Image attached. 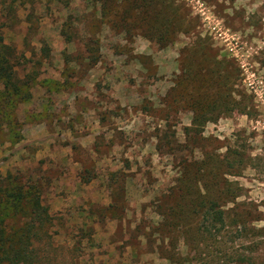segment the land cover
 <instances>
[{"label":"rangeland","instance_id":"1","mask_svg":"<svg viewBox=\"0 0 264 264\" xmlns=\"http://www.w3.org/2000/svg\"><path fill=\"white\" fill-rule=\"evenodd\" d=\"M100 6V0H22L6 13L0 1V32L15 48V74L35 76L29 98L15 107L16 123L0 128V185L9 174L38 189L49 215L46 235L35 243L40 263L176 264L150 251L156 235L142 233L160 219L154 201L175 200L178 191L167 192L178 184L181 164L206 152L215 168L226 169V156L234 160L238 175L222 176L238 194L219 201L226 210L219 231L196 233L193 217L187 227L196 240L176 235L177 264H264V0H160L150 11L170 18L162 48L139 28L130 35L108 28L112 13H136L126 0L107 2L106 17ZM193 59L220 64L223 93L238 109L204 122L191 144L183 134L193 114L190 96L172 98L170 88L181 63ZM80 107L92 108L81 114ZM164 132L167 139H158ZM114 171L122 174L124 210L109 222L98 211L110 203L107 176ZM80 174L89 183L79 182ZM208 183L211 193L214 180ZM9 211L0 210L1 217L16 228ZM104 231L110 235H97Z\"/></svg>","mask_w":264,"mask_h":264},{"label":"trees","instance_id":"2","mask_svg":"<svg viewBox=\"0 0 264 264\" xmlns=\"http://www.w3.org/2000/svg\"><path fill=\"white\" fill-rule=\"evenodd\" d=\"M0 1L3 10H6L7 13L8 10H13L14 2L20 3L22 0ZM100 1L99 14L101 17H106L105 12H103L104 5L111 0ZM126 2L130 10L137 9L136 13L125 11L112 13L110 18L105 20L108 28L116 31L117 34L125 33L127 35H130L132 30L139 28L141 36L146 40L158 43L159 48L166 46L168 44L166 36L169 31V22L167 21L170 18L166 16L163 18L164 15L160 16L161 14L157 15L150 11V8L157 5L160 0H126ZM64 3H67V0H64ZM142 22L144 25L141 24ZM90 50L91 48H88V51ZM40 52L46 55L47 49L42 46ZM15 59V48L3 42L0 32V128L3 125L9 127L16 123L15 107L18 102L29 98L30 79H35L33 73H26L25 78L17 77L14 69ZM95 60L97 59L92 58L93 63ZM217 67H220V64L208 65L205 61L200 63L198 59L191 60L187 67L181 63L175 76V86L170 88V93L172 91L170 97L172 98L178 94L181 96L182 92H186L190 96L191 101L188 108L193 114L190 118V125L183 127V134L184 139L190 141L191 144L195 143L199 129L204 122L213 120L221 113H229L238 109L237 102L223 93L224 86H221V76ZM198 91H202L203 94L196 95ZM170 102L173 104V100ZM205 112H208L210 116L205 117ZM166 136L167 134L164 132L158 139L164 138L166 140ZM157 145L159 146V143ZM203 155L200 160L181 164L182 170L177 178L178 184L172 185L167 192L169 194L171 190H177L175 200L162 205L156 203L155 200L153 209L160 216V219L154 225L147 226V230L142 233L145 238L156 235V238L153 236L151 239L153 247L150 251H155L160 258L166 259L169 263L177 264L178 261H182L177 260L173 252L176 235L182 234L186 238L187 233H189V236L193 235V239L196 240L193 229L187 227L193 217L199 221L198 224L194 225L197 226L196 233L210 231L211 228L215 229V232L219 231L220 228L224 227V214L226 212L221 208L222 203L219 201L232 202L238 194V188L232 185L233 182H229L222 176L225 173L238 175V169L234 168V160L226 156L222 160L225 162L226 169L219 164L215 168V165L210 162L211 156H208L206 152ZM232 158L236 159L237 165L238 158L234 156ZM207 164L209 169L206 168ZM214 169L215 171H212ZM84 172H87V168H84ZM121 176L116 171L110 172L107 176L110 203L98 211L101 212L102 217L118 218L120 211L124 210L122 204L124 187ZM79 177L81 182H88L90 179L81 174ZM218 177L222 178L219 179ZM208 178L211 182L214 180V184L212 187L210 186L211 193L207 191L209 189L207 188ZM18 180L17 176L6 174V183H3L4 180L0 185V210L9 209L11 212H6V216L15 214L18 222L14 228L8 222H4L6 217H1L3 212L0 214V264H41L39 258L43 257L38 256L35 243L40 241L42 235H46L44 228L48 223L49 215L46 207L41 204L38 189H32L35 188L33 184H21ZM220 180L222 184H218ZM7 181L10 182L7 183ZM114 184H118V187L113 188ZM25 209L27 211L24 212ZM118 209L120 210L119 213ZM234 214L238 217L237 213ZM22 218L25 220L22 221ZM19 219L22 221L21 223H19ZM231 221L238 229L240 224L238 218L237 220L232 218ZM202 238L203 236H199V239ZM196 254L200 256L201 253L196 251Z\"/></svg>","mask_w":264,"mask_h":264},{"label":"crops","instance_id":"3","mask_svg":"<svg viewBox=\"0 0 264 264\" xmlns=\"http://www.w3.org/2000/svg\"><path fill=\"white\" fill-rule=\"evenodd\" d=\"M92 107H90V109H91ZM89 108H87V107H80V108H78V113H81V114H87V112H89V110H90ZM112 119V118H111ZM103 119H102V117H100L99 118V116L98 115H96V117H95V119H94V121H95V124H97L99 127L100 126H102L103 125V121H102ZM95 132H93V133H91V136L94 134ZM97 135H99V134H95L94 135V137H93V139L92 140H94L95 139V137L97 136ZM89 136V134H87V135H84V137H80L77 141H76V146H81V142H82V138H86L87 139V137ZM91 144H92V142H91ZM73 145H74V143H73ZM72 144H70V147L71 146H73ZM78 177V181L79 182H81L80 181V177L79 176H77ZM92 180V179H91ZM90 180V181H91ZM82 184H84V183H89V181L88 182H81ZM107 188L108 189H110L108 186H107ZM123 217V216H122ZM121 219V218H120ZM113 220H115V221H117V218H108V221L110 222V221H113ZM102 233V234H101ZM97 235L98 236H100L101 237V235H103V236H106V237H108V235H110L108 232H100V233H97ZM108 246H109V244H107Z\"/></svg>","mask_w":264,"mask_h":264}]
</instances>
